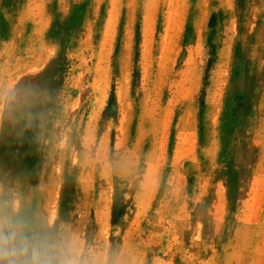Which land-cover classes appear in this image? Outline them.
<instances>
[{
	"label": "rangeland",
	"instance_id": "obj_1",
	"mask_svg": "<svg viewBox=\"0 0 264 264\" xmlns=\"http://www.w3.org/2000/svg\"><path fill=\"white\" fill-rule=\"evenodd\" d=\"M103 264H264V0H0V201Z\"/></svg>",
	"mask_w": 264,
	"mask_h": 264
},
{
	"label": "clouds",
	"instance_id": "obj_2",
	"mask_svg": "<svg viewBox=\"0 0 264 264\" xmlns=\"http://www.w3.org/2000/svg\"><path fill=\"white\" fill-rule=\"evenodd\" d=\"M22 213L19 200L0 201V264H103L66 226Z\"/></svg>",
	"mask_w": 264,
	"mask_h": 264
}]
</instances>
